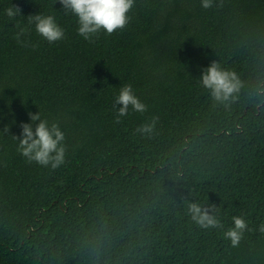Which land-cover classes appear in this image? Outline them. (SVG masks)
I'll return each mask as SVG.
<instances>
[{"label": "trees", "instance_id": "1", "mask_svg": "<svg viewBox=\"0 0 264 264\" xmlns=\"http://www.w3.org/2000/svg\"><path fill=\"white\" fill-rule=\"evenodd\" d=\"M0 264H264V0H0Z\"/></svg>", "mask_w": 264, "mask_h": 264}]
</instances>
